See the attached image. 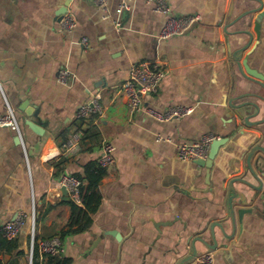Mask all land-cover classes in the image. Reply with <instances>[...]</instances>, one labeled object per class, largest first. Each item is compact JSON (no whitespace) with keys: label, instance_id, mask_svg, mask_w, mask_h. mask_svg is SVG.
<instances>
[{"label":"crops","instance_id":"0c3cea01","mask_svg":"<svg viewBox=\"0 0 264 264\" xmlns=\"http://www.w3.org/2000/svg\"><path fill=\"white\" fill-rule=\"evenodd\" d=\"M119 3L108 0L105 17L92 0H0V117L12 109L20 127L0 126V230L34 209L36 237H61L70 264H179L197 237L217 243H195L199 254L213 252L214 264H264V88L238 65L247 60L264 75V17L257 37L256 13L241 16L259 3L167 0L173 15L200 17L191 31L170 38L159 36L165 16L154 2L133 0L118 27ZM67 11L76 19L72 31L61 30ZM245 30L254 34L247 48ZM140 63L165 75L142 109L132 110L121 87ZM62 68L75 75L69 85L58 81ZM95 96L103 113L78 121V109ZM245 102L260 107L250 120L260 125L239 118L235 106ZM175 106L192 112L162 121L146 111ZM77 127L82 149L70 156L63 147ZM208 133L224 141L211 167L178 156V143ZM106 141L115 150L98 186L101 203L91 226L73 231L61 177L101 165ZM241 208L252 211L240 218ZM31 227L29 219L17 237L20 264H33Z\"/></svg>","mask_w":264,"mask_h":264},{"label":"built area","instance_id":"2783aa9c","mask_svg":"<svg viewBox=\"0 0 264 264\" xmlns=\"http://www.w3.org/2000/svg\"><path fill=\"white\" fill-rule=\"evenodd\" d=\"M93 3L102 9L105 17L110 16V8L108 6V0H92ZM133 0H120L119 6L116 9L117 19L116 25L121 26L120 17L129 13L132 9ZM148 2H154V10L165 16V22L159 34L160 38H170L174 35L185 33L195 22L199 20L198 15L188 16H175L172 14L171 8L167 3V0H147ZM76 26V19L73 14L67 11L61 20L62 31H72ZM84 45L89 47L86 38L82 40ZM165 75V70L157 65L151 66L148 63L135 64L131 67L129 77L123 82L122 92L127 99L128 105L132 110H141L142 102L145 95L151 92H156L158 85ZM75 75L67 68H62L58 74V81L63 85H69L75 79ZM147 113L153 115L157 119L162 121H168L173 118H181L192 112V108L175 106L165 111H159L153 108H147ZM92 113H103V106L100 102V97L95 96L89 102L83 104L77 111L76 119L80 122L85 121ZM0 126H9L18 132L20 131L19 122L15 112L10 109L8 114L0 117ZM83 138L82 128L77 127L72 131L67 141L64 144V152L67 155H77L81 149V142ZM218 135L208 133L204 135L202 140L198 142L186 143L181 142L177 144V153L181 159L184 160H205L209 156L210 147L212 143L219 139ZM115 146L113 143L106 141L102 147V156L100 163L106 167L114 161ZM61 186L65 187L68 191L70 199L77 204H81V186L82 181L73 174L64 173L61 177ZM31 220V258L36 250L40 254H61L64 251L63 240L59 236L52 237L50 239H39L35 233V221L36 213L33 209L31 214H27L23 211L17 213V215L10 221H8L3 227L2 231L4 236L8 239H16L19 237L22 228L28 220ZM188 264H214V254L212 251H206L198 254Z\"/></svg>","mask_w":264,"mask_h":264},{"label":"trees","instance_id":"16d2710c","mask_svg":"<svg viewBox=\"0 0 264 264\" xmlns=\"http://www.w3.org/2000/svg\"><path fill=\"white\" fill-rule=\"evenodd\" d=\"M107 175V169L95 162L89 163L83 175H76L81 181V203L77 204L72 199L66 203L71 208V218L68 221L69 228L76 232H81L89 228L92 224L91 213L95 212L101 203V194L98 186ZM75 227V228H74ZM10 255L8 261L0 258V264H20L18 259L22 254L19 251L18 239H8L0 230V254ZM38 252L34 254L33 264H70L71 260L59 254H44L43 261L38 259Z\"/></svg>","mask_w":264,"mask_h":264},{"label":"water","instance_id":"95a60500","mask_svg":"<svg viewBox=\"0 0 264 264\" xmlns=\"http://www.w3.org/2000/svg\"><path fill=\"white\" fill-rule=\"evenodd\" d=\"M253 1L258 2L259 3V6L254 7L251 10L246 11L241 16H245V15H247L249 13H256L255 22H254V32L256 33V36L259 37L260 36L261 22H262V19L264 17V0H253ZM196 25H197V22H195L186 32L191 31ZM243 32H246L247 34L250 35V41H249V43L245 47V48H247L250 45V43L254 40V34L250 30L249 31L248 30H245ZM238 53L239 52H236L233 55L236 60H238L237 59L238 58ZM238 65H239L240 69H242L244 71V73H246V75H249V76H252V77L256 78L260 82V84L262 85V87L264 88V75H262L261 73H259L255 69L251 68L249 66L247 60H244L242 63L240 62ZM262 99L264 100V97H262ZM249 105H252V106L255 107V111L253 113H250L251 110L249 108H245V107H248ZM235 108L237 109L236 110V113L238 114L239 118L241 120H243V122L246 125H248V126H255V125H260L263 122V120L253 121V122L250 121L252 118H254L255 116H258L259 113H260V107L256 103H252V102H249L248 103V102H245V103H241L239 105H236ZM30 124H31V126H33V128L37 132H39V129H38L37 125L34 123V121H32V122L30 121ZM222 144H224L223 139H217V140H215L212 143V145H211L208 158L205 159V160L200 159V160H196V161L198 163H200L201 165H203V166L204 165H207L208 167H211L212 166V162H213L216 154L218 153V149H219V147ZM251 155H252V153H251ZM251 155H249V158H248V165H249V168L252 170L251 165H250ZM238 180L244 182L243 179H238ZM244 183H247V182H244ZM254 188L257 189L258 191H260V189H261L259 187H254ZM62 193L65 196V198L68 200L69 199L68 198V191H67V189L65 187H62ZM263 198H264V196H263ZM252 200L255 201L256 200V196L253 197ZM250 211H252V208L251 209H245V208L239 209V211H238L239 217L242 218V216L246 212H250ZM230 214H231L232 221H233V208H231ZM196 240L203 241L205 243V246L208 247V248H215L216 247V244H217L216 242H214L213 244L207 243L204 240H202V238L197 237L196 239H194L193 244H192V248H193L192 249V253H190L189 255H187L186 257H184L180 261L179 264H187L188 262H190L192 259H194L199 254V251H198L197 247L195 246Z\"/></svg>","mask_w":264,"mask_h":264}]
</instances>
